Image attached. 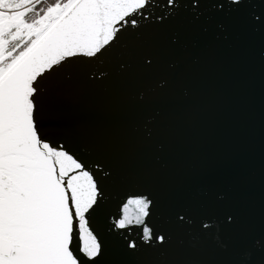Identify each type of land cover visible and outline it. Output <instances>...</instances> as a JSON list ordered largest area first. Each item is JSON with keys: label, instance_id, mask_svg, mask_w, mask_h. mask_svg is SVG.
Returning <instances> with one entry per match:
<instances>
[{"label": "snow or ice", "instance_id": "snow-or-ice-1", "mask_svg": "<svg viewBox=\"0 0 264 264\" xmlns=\"http://www.w3.org/2000/svg\"><path fill=\"white\" fill-rule=\"evenodd\" d=\"M0 264H264V0H0Z\"/></svg>", "mask_w": 264, "mask_h": 264}, {"label": "water", "instance_id": "water-1", "mask_svg": "<svg viewBox=\"0 0 264 264\" xmlns=\"http://www.w3.org/2000/svg\"><path fill=\"white\" fill-rule=\"evenodd\" d=\"M243 114L239 121L225 127L227 135L239 138L246 154L258 162L260 150V101H259V70H249L242 101Z\"/></svg>", "mask_w": 264, "mask_h": 264}]
</instances>
